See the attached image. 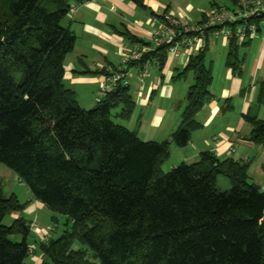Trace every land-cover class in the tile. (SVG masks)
<instances>
[{"label": "trees", "instance_id": "16d2710c", "mask_svg": "<svg viewBox=\"0 0 264 264\" xmlns=\"http://www.w3.org/2000/svg\"><path fill=\"white\" fill-rule=\"evenodd\" d=\"M84 1L0 0V163L66 219L61 235L39 243L47 263L264 264V190L248 181V163L204 151L164 172L171 142L142 140L113 120L132 114L128 85L105 91L89 109L65 87L64 58L75 37L61 22ZM261 20L251 21L258 27ZM240 45L228 40L225 65L235 73ZM204 54H190L177 74H194L171 136L179 147L202 127L195 114L212 82ZM166 56L167 46H160L128 68L153 57L161 64ZM257 104H264V84ZM243 117L252 126L248 139L264 146V120ZM219 175L229 190L216 186ZM25 205L0 181V264H24L30 254V223L23 217L3 223Z\"/></svg>", "mask_w": 264, "mask_h": 264}, {"label": "crops", "instance_id": "0c3cea01", "mask_svg": "<svg viewBox=\"0 0 264 264\" xmlns=\"http://www.w3.org/2000/svg\"><path fill=\"white\" fill-rule=\"evenodd\" d=\"M233 4L231 0H86L61 22L75 37L73 50L64 58L63 83L74 91L82 108H92L95 98L102 96L103 73L117 69L129 47L140 44L139 41L149 43L151 33L160 29L161 24L154 18L160 20L168 13L193 24ZM205 42L204 65L212 74L210 96L195 114L202 127L191 132L187 145L177 146L171 136L181 124L187 90L194 83L192 71L180 77L177 74L186 66L188 56L197 53L195 48L167 54L161 64L153 57L146 63L145 77L139 75L142 65L130 66L128 86L135 105L129 118L114 119L135 130L142 140L170 141L169 156L175 150L179 163L197 161L204 151L220 159L231 157L246 162L248 181L264 186V146L248 139L252 126L243 117L252 113L264 120V104H257L260 86L264 84V20L259 22L254 35L240 43L238 73L225 65L227 40L209 36ZM181 78L183 84L179 82ZM121 108L117 106L113 113ZM0 181L5 194L14 193L26 204L22 211L10 214L13 219L23 217L30 224L37 223L27 239L33 253L24 264H48L39 243L45 241L44 237L48 240L61 235L66 228L65 217L59 218L35 200L19 177L1 165Z\"/></svg>", "mask_w": 264, "mask_h": 264}, {"label": "built area", "instance_id": "2783aa9c", "mask_svg": "<svg viewBox=\"0 0 264 264\" xmlns=\"http://www.w3.org/2000/svg\"><path fill=\"white\" fill-rule=\"evenodd\" d=\"M75 9L76 6L72 5L69 13H74ZM262 15H264V0H237L231 7L216 11L193 24L184 23L168 13L163 14L160 20L154 18V21L157 20L161 24L160 29L151 33L148 45L137 44L126 50L121 57L119 67L103 75L100 92L103 94L117 85H128L130 77L128 64L160 46H167V54H175L180 50L190 52L194 48L198 52L205 49V41L209 36H220L227 41L234 37L240 44L256 32L257 26L251 21L252 18ZM139 75L141 77L148 75L146 63L139 70ZM95 100L100 101V97H96ZM46 239L43 238L45 241ZM29 252L33 253L32 248Z\"/></svg>", "mask_w": 264, "mask_h": 264}, {"label": "rangeland", "instance_id": "374dc122", "mask_svg": "<svg viewBox=\"0 0 264 264\" xmlns=\"http://www.w3.org/2000/svg\"><path fill=\"white\" fill-rule=\"evenodd\" d=\"M212 40H215L214 38H212ZM221 65V64H220ZM106 73V72H105ZM104 73V74H105ZM189 75L191 76V73H189ZM217 78V77H216ZM187 81V80H186ZM179 82H181V84H183V82H184V78H181L180 79V81ZM113 120L115 121V122H118V121H120L119 119H114L113 118ZM215 133H217L218 134V131H215ZM172 163H177V164H175V165H178V163H179V161H178V153L175 151V150H173V151H171V155L162 163V165H161V167H162V170L163 171H165V172H167V171H169L172 167H174V166H172ZM0 165L1 166H3V168H5V170L7 169L8 170V167H6L4 164H2V163H0ZM12 171V170H11ZM4 171L2 170L1 171V173H3ZM13 172V171H12ZM216 186L220 189V190H223V191H226V190H229L230 189V187H231V185H230V182H229V180H228V178L227 177H225V176H223V175H219L218 177H217V180H216ZM260 188H261V190H264V186H260ZM58 217L59 218H62V215H58ZM12 220H13V217L9 214V215H7L5 218H4V220H3V223L4 224H6V225H8V224H10L11 222H12ZM48 220H49V223H52L51 222V220L48 218ZM40 221H41V219H40ZM60 222H62L61 220H60ZM46 223H48V222H46ZM32 227L31 228H36L37 227V223H35V222H31V224H30ZM34 225V226H33ZM61 226V225H60ZM61 228V227H60ZM16 239V238H15ZM29 258V257H28ZM28 260V259H27Z\"/></svg>", "mask_w": 264, "mask_h": 264}]
</instances>
